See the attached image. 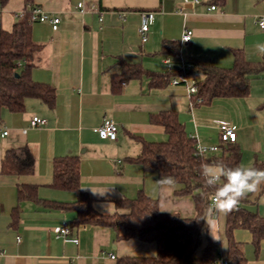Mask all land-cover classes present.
<instances>
[{
	"label": "crops",
	"instance_id": "0c3cea01",
	"mask_svg": "<svg viewBox=\"0 0 264 264\" xmlns=\"http://www.w3.org/2000/svg\"><path fill=\"white\" fill-rule=\"evenodd\" d=\"M29 3L60 18L56 30L46 21L33 22L31 27L41 50L30 75L53 87L55 97L52 106L29 97L22 111L0 108V264H116L121 256H154L155 242L121 238L123 231L111 227L72 224L75 211L57 208L54 202H73L75 193L52 185L53 162L67 156L78 158L80 189L101 214L124 212L116 207L117 200L144 193L156 199L164 213L193 217L191 195L176 194L178 184L161 183L165 177L132 160L140 154L142 141L167 139L164 127L152 117L162 111L174 112L187 135L204 145L220 144L217 121H230L236 125L234 143L239 146L237 131L249 125L242 122L238 104L251 96L258 79L264 86V72L251 79L246 97H217L193 107L184 85L171 84L170 79L163 86L153 85L149 74L168 76L166 56L174 65L191 61L197 70L207 65L231 67L236 50L249 61H260L264 31L257 18L264 15V0H200L198 4L183 0H7L0 6V26L11 30ZM212 4L215 9H209ZM143 10L151 11L153 19L145 42L139 33ZM185 29L193 31L189 42H181ZM168 41L180 44L177 53L163 51ZM123 63L139 66L142 73L113 90V80L123 75ZM197 70L193 73L199 79L202 74ZM34 116L46 123L31 127ZM105 119L116 123V140L99 136L97 128ZM254 126L261 128V119ZM23 146L34 158L33 172H3L6 153L14 150L23 155ZM221 154L220 147L205 156ZM242 160L241 151L240 165ZM22 185L35 186V198H20ZM92 190L106 192L100 195ZM248 198L246 208L264 217V203L255 205L256 197ZM63 223L69 225V235L77 243L55 234L54 228ZM225 227L226 215L215 211L210 202L195 254L201 256L211 241L217 243V253L227 256ZM232 238L244 258L234 264H264V238L256 243L252 232L243 227L233 229Z\"/></svg>",
	"mask_w": 264,
	"mask_h": 264
},
{
	"label": "trees",
	"instance_id": "16d2710c",
	"mask_svg": "<svg viewBox=\"0 0 264 264\" xmlns=\"http://www.w3.org/2000/svg\"><path fill=\"white\" fill-rule=\"evenodd\" d=\"M24 1L28 3L32 0ZM6 2L7 0H0V6H4ZM29 17V12H26L11 30L0 26V108L6 107L17 112L24 109L25 100L29 97L38 98L48 106H52L55 97L53 87L33 80L30 75L37 62L41 44L32 38V23ZM179 47V43L168 41L163 43L162 49L165 52L177 53ZM175 71H169L168 76L150 73L151 84L163 86ZM196 72L202 74L198 86L199 95L204 99L203 103H209L217 97H246L251 90V79L264 72V57L258 62H252L243 52L236 50L233 52L231 67L207 65ZM141 73L139 66L123 63V75L119 81L113 80V90H118L123 81L138 77ZM152 121L164 127L167 139L161 142L142 141L140 154L132 160L146 170L155 171L160 177H171L179 185L176 194L191 195L195 205L193 217L164 213L160 210L158 201L144 193H139L135 198L117 200L116 207L125 210L124 212H97L91 197L80 189L79 161L76 156L56 158L53 162L52 185L75 193L73 202H54V205L57 208L74 210V225L111 227L116 231H123L121 238H137L155 242L157 245L154 256H121L116 264H213L217 243L210 241L201 256L195 254L215 191L205 184L201 168L207 164L238 166L241 162V149L235 143H228L220 145L222 154L219 156L196 154V140L187 135L174 112L162 111L154 114ZM21 150L23 155L14 150L6 153L2 159L3 172H33V156L27 147L23 146ZM252 167L264 169V161L255 162ZM35 189L33 185H22L19 187V197L35 198ZM248 199L247 196L241 200L238 210L226 215V257L229 264H234L239 259L244 261L239 246L232 238L233 229H249L256 243L264 238V217L246 208Z\"/></svg>",
	"mask_w": 264,
	"mask_h": 264
},
{
	"label": "built area",
	"instance_id": "2783aa9c",
	"mask_svg": "<svg viewBox=\"0 0 264 264\" xmlns=\"http://www.w3.org/2000/svg\"><path fill=\"white\" fill-rule=\"evenodd\" d=\"M184 3H192L198 4L200 0H183ZM78 6H82V2L78 3ZM216 5L212 4L209 6V9H215ZM26 12H29V21L33 22H49L54 30L58 28V24L60 22V18L56 16H50L47 14L42 8L36 5L27 4L20 12L19 17H23ZM121 16H125L124 11L118 12ZM140 15V25H139V33L141 37V41L145 42L147 40V33L149 30V25L152 22V12L149 10H143L139 12ZM258 26L264 31V15L259 16L257 18ZM193 31L191 29H185L182 36L181 42H189L192 38ZM164 62L169 71H175L174 74L170 77V83L174 85L182 84L186 87L187 93L190 97V106L193 107L195 105L203 104L204 99L199 95V86L196 75H193V71L198 69V66L191 61L182 60L179 64L174 65L169 56L164 58ZM46 123V119L40 118L37 116L32 117L30 120V126L36 127L39 125H43ZM217 127L219 130V138L220 144H211L204 145L199 143L196 140L195 143V153L196 154H207L214 153L220 149L221 144H228L236 142L237 134H236V125L230 121L226 120H218ZM98 134L101 138L116 140L117 138V125L111 119H105L102 124L97 128ZM7 134V131L3 132V135ZM192 138H194L192 136ZM212 202V199H211ZM54 232L57 236L61 237L64 241H73L75 243L78 242L77 238H72L70 233V228L67 223H63L61 226H56L54 228ZM1 256V253H0ZM109 257L114 259L115 254H109ZM213 264H229L227 257L221 253H217Z\"/></svg>",
	"mask_w": 264,
	"mask_h": 264
},
{
	"label": "clouds",
	"instance_id": "9594fccd",
	"mask_svg": "<svg viewBox=\"0 0 264 264\" xmlns=\"http://www.w3.org/2000/svg\"><path fill=\"white\" fill-rule=\"evenodd\" d=\"M260 51H264V46H260ZM201 176L209 188L215 189L212 206L223 215L238 210L241 200L251 193L259 192L264 185V169L251 166L226 167L220 164H207L201 168ZM160 182L172 184L174 181L167 177ZM92 191L100 195L106 192Z\"/></svg>",
	"mask_w": 264,
	"mask_h": 264
},
{
	"label": "rangeland",
	"instance_id": "374dc122",
	"mask_svg": "<svg viewBox=\"0 0 264 264\" xmlns=\"http://www.w3.org/2000/svg\"><path fill=\"white\" fill-rule=\"evenodd\" d=\"M261 81L258 79L256 89L251 96L245 98L238 104V114L242 117V122L248 124L242 132H238L241 141H238L243 154L242 165L253 166L256 158L258 161L264 159V86L261 87ZM256 84V82L254 83ZM234 110V108H233ZM241 117H239L241 122ZM258 119L262 121V127L254 126V122ZM256 197L255 205L264 203V193L261 190L257 193H251ZM255 199V198H254Z\"/></svg>",
	"mask_w": 264,
	"mask_h": 264
}]
</instances>
